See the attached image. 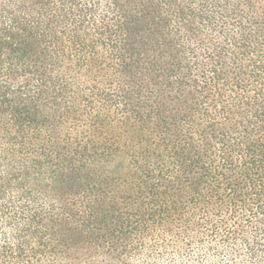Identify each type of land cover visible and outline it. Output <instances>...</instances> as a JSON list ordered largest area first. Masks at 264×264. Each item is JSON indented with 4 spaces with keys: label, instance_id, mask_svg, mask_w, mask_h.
Masks as SVG:
<instances>
[{
    "label": "trees",
    "instance_id": "1",
    "mask_svg": "<svg viewBox=\"0 0 264 264\" xmlns=\"http://www.w3.org/2000/svg\"><path fill=\"white\" fill-rule=\"evenodd\" d=\"M156 231L264 264V0H0V264Z\"/></svg>",
    "mask_w": 264,
    "mask_h": 264
},
{
    "label": "rangeland",
    "instance_id": "2",
    "mask_svg": "<svg viewBox=\"0 0 264 264\" xmlns=\"http://www.w3.org/2000/svg\"><path fill=\"white\" fill-rule=\"evenodd\" d=\"M149 232L136 235L131 243L94 246L74 254L71 264H246L234 253L232 243L214 241L206 234L196 232ZM241 250H239L240 252ZM240 256V255H239ZM241 257V256H240ZM52 264H63L61 260ZM262 264V263H261Z\"/></svg>",
    "mask_w": 264,
    "mask_h": 264
}]
</instances>
